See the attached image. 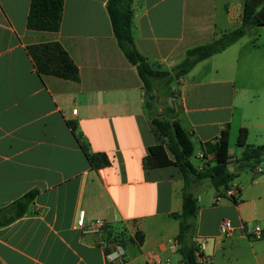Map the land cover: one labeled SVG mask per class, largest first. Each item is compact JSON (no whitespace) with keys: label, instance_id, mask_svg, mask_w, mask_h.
<instances>
[{"label":"crops","instance_id":"obj_1","mask_svg":"<svg viewBox=\"0 0 264 264\" xmlns=\"http://www.w3.org/2000/svg\"><path fill=\"white\" fill-rule=\"evenodd\" d=\"M243 2L133 0L134 44L149 64L170 70L187 48L237 27ZM29 3L0 0V207L32 188L38 193L24 215L0 227V264H119L106 259L102 239L124 240V264H149V255L158 257L152 264H182L173 245L178 221L171 215L181 210L182 174L175 165L143 167L156 139L142 84L116 43L106 0H63L56 31L27 28ZM256 13L264 14V0ZM258 26L174 81L178 87L165 100L199 142L196 166L204 162L201 155L211 162L203 143L226 124L230 134L235 116L236 129H247V143L264 145V33L258 32L264 25ZM48 41L67 51L78 81L37 73L26 46ZM68 121L88 151L106 154L108 165L90 166ZM229 153L232 162L237 156L230 147ZM255 173L261 175L245 185L247 200L240 197V172L231 186L237 202L215 200L218 190L209 180L194 187L200 202L193 241L204 240L207 256L201 264H264V173ZM209 185L212 196L202 202L199 188ZM222 218L233 226L229 235L219 230ZM96 219L105 227L89 232ZM250 220L260 222V238L250 236ZM135 231L141 243L132 241Z\"/></svg>","mask_w":264,"mask_h":264},{"label":"trees","instance_id":"obj_2","mask_svg":"<svg viewBox=\"0 0 264 264\" xmlns=\"http://www.w3.org/2000/svg\"><path fill=\"white\" fill-rule=\"evenodd\" d=\"M259 0H244L240 24L209 42L199 43L186 49L184 57L170 70L155 68L149 64L134 44L132 34L133 0H106V10L118 47L128 62L135 66L144 91V107L150 128L156 142L150 146L142 164L146 169L175 165L182 174L181 210L171 213L178 221L176 240L182 264H201L197 261L198 247L193 241L198 214V198L193 193L196 185L209 180L222 194L232 186L237 173L245 168L253 169L264 161V145L247 143V129H238L236 144L242 147L240 156L230 162L229 126L226 124L211 141L203 143L204 150L212 154V160L196 166L192 161L194 151L191 134L185 130L176 117L175 110L158 98V84L167 85L178 81L198 62L223 51L240 39L252 26L264 25L256 13ZM63 0H30L26 16V26L31 30L56 31L60 26ZM39 75H51L61 79L78 81L79 71L67 51L58 41L38 42L26 46ZM80 147L84 151L92 168L109 164L103 152H90L76 132V125L68 121ZM37 188H32L0 207V227L24 215L37 195ZM226 197V196H224ZM237 202L238 196L228 197ZM118 238V236H116ZM125 245L123 239H120ZM131 240V239H130ZM132 241L141 243L142 234L135 231Z\"/></svg>","mask_w":264,"mask_h":264},{"label":"built area","instance_id":"obj_3","mask_svg":"<svg viewBox=\"0 0 264 264\" xmlns=\"http://www.w3.org/2000/svg\"><path fill=\"white\" fill-rule=\"evenodd\" d=\"M72 112H76V109H72ZM204 158V161H206L205 156L201 155ZM257 170H260V167L257 168ZM238 191L234 187H229L224 193L222 194H217L215 196V200H218L222 196L226 197H232L236 196ZM106 225V221L103 219H96L92 220L89 222L87 226V230L89 232H94V233H99L100 231L103 230V228ZM77 226L78 227H83L84 226V211L81 210L79 212V217L77 220ZM219 230L222 234L224 235H229L231 234L233 230V226L231 222L227 218H222L219 223ZM250 236L252 238H260L262 236V230L261 227L258 224H255L251 231L249 232ZM195 243L198 247V253H197V261L200 263H203L206 259L207 256H204L203 253L201 252L202 248L204 247V240L200 238L195 239ZM100 244L104 247L105 249V256L106 259L112 262H116L119 264H124L126 260V250L124 246L122 245L120 240L116 239H102L100 240ZM174 246H178L177 240L173 242ZM149 264H152L153 262L158 261V257L156 255H149L147 259Z\"/></svg>","mask_w":264,"mask_h":264},{"label":"rangeland","instance_id":"obj_4","mask_svg":"<svg viewBox=\"0 0 264 264\" xmlns=\"http://www.w3.org/2000/svg\"><path fill=\"white\" fill-rule=\"evenodd\" d=\"M250 28H259V26L256 25V26H252ZM261 28H263V29L258 31L260 34L264 33V27H261ZM247 36H248L247 33H245V35H243L242 37L247 38ZM175 84H176V82H170L167 85H162L161 83L158 84V92H159L158 95H160V97H161L160 99H161L162 103H165L166 102L165 100H168V98L171 96L173 87H175L177 89L178 84H176V85ZM236 123H237V117L235 116L234 121H233V127L231 129L230 134H229V147H230L232 153L238 157L241 154L242 147H240L236 144V137L238 134V130L236 129ZM191 136L194 139V153L192 155V161L195 165H197L199 163V158L196 156V153L199 150H201V147H200L197 139L193 135H191ZM259 167H260V170H262V172L264 173V161L262 163H260L259 165H257L253 169L245 168V169H242L239 171L240 172V175H239L240 179L239 180L241 182V188L245 187V192L243 193V195H242V193L240 195L241 199L247 200V197H248L247 192H248V190H250V185H248V186H245V185L252 183L255 179L260 177L261 174L255 173L257 168H259ZM198 193L199 194L205 193V195L203 196V199L201 200L202 202H204L207 199L209 200L211 198L212 193H213V187H212V185H209L208 187L207 186L200 187ZM198 202H200L199 198H198ZM246 208L248 210L252 211V206L249 203H247ZM257 223H260V222L258 220H250L248 225L253 227Z\"/></svg>","mask_w":264,"mask_h":264},{"label":"water","instance_id":"obj_5","mask_svg":"<svg viewBox=\"0 0 264 264\" xmlns=\"http://www.w3.org/2000/svg\"><path fill=\"white\" fill-rule=\"evenodd\" d=\"M257 16L261 21H264V14L258 13Z\"/></svg>","mask_w":264,"mask_h":264}]
</instances>
